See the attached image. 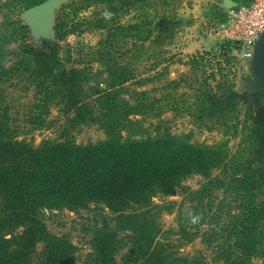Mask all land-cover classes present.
Here are the masks:
<instances>
[{
  "label": "trees",
  "instance_id": "1",
  "mask_svg": "<svg viewBox=\"0 0 264 264\" xmlns=\"http://www.w3.org/2000/svg\"><path fill=\"white\" fill-rule=\"evenodd\" d=\"M5 21L0 29V264H117L123 242L132 246L130 257L138 252L134 264H206L201 254L172 257L159 244L153 246L158 232L154 218L176 205L153 200L176 196L191 176L203 181L195 190L183 189L182 202L192 205L200 223L208 220L216 192L249 199L238 207L246 211L248 226L237 249L245 258L264 256V231L256 229L264 221V108L259 103L233 154L221 145L191 143L190 134H172L165 121L146 126L144 117L152 109L149 91L126 87L132 77L116 74L115 85L102 90L90 83L84 69L54 72L58 42L71 33L62 31L60 19L55 37L44 39L41 48L27 43L28 30L21 21ZM144 28L142 21L118 24L115 33L131 32L145 41L150 32ZM13 81L34 99L22 125L7 101ZM242 98L233 89L221 96L208 93L192 122L212 124ZM52 109L58 117L50 118ZM92 125L104 139L77 143L76 132ZM39 130H54L56 136L35 144L27 136ZM91 207L93 221L84 229L90 252L80 257L70 238L50 232L46 220L55 212ZM221 231L211 230L202 242L212 249L216 263L229 264Z\"/></svg>",
  "mask_w": 264,
  "mask_h": 264
},
{
  "label": "rangeland",
  "instance_id": "2",
  "mask_svg": "<svg viewBox=\"0 0 264 264\" xmlns=\"http://www.w3.org/2000/svg\"><path fill=\"white\" fill-rule=\"evenodd\" d=\"M44 1L0 0V29L6 18L19 20L27 27V43L41 48L44 39L55 37L57 19H60L62 31L70 29L71 33L58 42V58L51 62L54 72L72 67L84 69L90 83L102 90H108L107 85L111 83L115 85L116 74L122 72L132 77L126 87L149 91L152 109L144 117L146 126L162 120L172 134H190L191 143L221 145L233 154L252 126L257 103L264 108L262 97L250 88L251 63L244 56L247 50L238 45L232 32V12L245 3L234 0H112L107 3L101 0L91 4L88 0H56L45 22L27 14ZM141 21L145 23L144 30L150 32L145 41L133 38L131 32L115 33V25ZM13 85L7 88V101L12 117L21 123L34 99L30 90L22 92V85L17 81ZM228 89L243 97L232 110L204 127L192 122L206 94L221 96ZM51 112L50 118L58 117L57 109ZM149 131L153 133V128ZM31 136L38 144L43 138H54L56 133L39 130L27 137ZM75 137L77 143L85 144L104 139V133L92 125L81 127ZM202 181L200 176H191L182 183L176 196L153 200L157 205L176 202L170 212L162 210L154 218L158 232L153 246L159 244L166 253L174 254L172 257L201 254L206 264H222L214 261L216 255L202 242L211 230H222L229 264L233 261L264 263V256L245 258L246 254L237 249V242L243 243L240 238L248 226L246 211L238 207L248 203L247 197L238 201L235 196L216 192L209 218L203 223L191 209L192 205L182 202L183 189L195 190ZM92 208L78 213L55 212L46 220L50 232L70 238L78 247L80 257L90 252L89 234L84 229L93 221ZM256 229L264 231V221ZM127 243L123 242L115 257L117 264H134L138 252L130 257L132 246Z\"/></svg>",
  "mask_w": 264,
  "mask_h": 264
},
{
  "label": "built area",
  "instance_id": "3",
  "mask_svg": "<svg viewBox=\"0 0 264 264\" xmlns=\"http://www.w3.org/2000/svg\"><path fill=\"white\" fill-rule=\"evenodd\" d=\"M232 24L236 42L247 50L244 56L251 59L254 44L264 32V0H251L234 8Z\"/></svg>",
  "mask_w": 264,
  "mask_h": 264
},
{
  "label": "water",
  "instance_id": "4",
  "mask_svg": "<svg viewBox=\"0 0 264 264\" xmlns=\"http://www.w3.org/2000/svg\"><path fill=\"white\" fill-rule=\"evenodd\" d=\"M55 3L56 0H46L29 9L27 14L29 16H36L39 21L45 22ZM250 63L252 70L250 88L262 97L261 101H264V32L254 44Z\"/></svg>",
  "mask_w": 264,
  "mask_h": 264
},
{
  "label": "crops",
  "instance_id": "5",
  "mask_svg": "<svg viewBox=\"0 0 264 264\" xmlns=\"http://www.w3.org/2000/svg\"><path fill=\"white\" fill-rule=\"evenodd\" d=\"M234 1H236V2H241V3H248V2H250L251 0H234Z\"/></svg>",
  "mask_w": 264,
  "mask_h": 264
}]
</instances>
